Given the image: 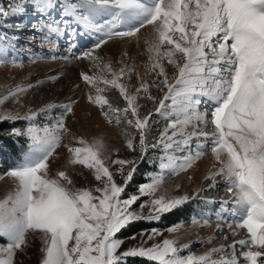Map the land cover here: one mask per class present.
I'll list each match as a JSON object with an SVG mask.
<instances>
[{"label":"snow or ice","instance_id":"obj_1","mask_svg":"<svg viewBox=\"0 0 264 264\" xmlns=\"http://www.w3.org/2000/svg\"><path fill=\"white\" fill-rule=\"evenodd\" d=\"M149 29L142 72L127 62L126 52L115 61L119 67L101 54L117 41L135 40L139 47L142 30ZM25 56L30 63L87 61L90 70L79 73L76 88L83 85L88 104L125 129V150L136 155L110 151L103 136L89 142L74 133L68 126L74 97L23 114L5 106H22L23 95L44 81L0 93V125H10L0 138L17 147L25 141L6 171L15 189L0 200V264H16L30 236L41 241L39 264H264V0H0V65L23 67ZM109 89L118 90L123 107L103 94ZM141 100L152 105L144 114ZM157 116L166 125L152 137ZM19 121L26 126H16ZM62 145L68 164L89 170L95 183L77 187L67 170L52 174L50 162ZM207 152L214 161L207 188L157 195L167 175L186 171ZM142 163L156 170L145 172L144 182L129 192ZM218 182L229 198L206 200L202 193ZM192 200L219 204L214 213L192 215V225L206 227L214 214L224 221L217 231L227 227L235 236L246 229V238L196 254L191 241L180 244L178 237L148 246L164 231L179 233L182 222L124 235L138 223L161 222Z\"/></svg>","mask_w":264,"mask_h":264},{"label":"rangeland","instance_id":"obj_2","mask_svg":"<svg viewBox=\"0 0 264 264\" xmlns=\"http://www.w3.org/2000/svg\"><path fill=\"white\" fill-rule=\"evenodd\" d=\"M31 14V9H29L27 15L31 16ZM34 50L39 51V49ZM60 53H64L63 41L60 42ZM45 55H48V53H45ZM23 65V67H14L10 64L0 65V93L5 92L8 88L14 87L17 84L32 83L36 85L37 81H44V83L36 85L33 89L28 90L27 93L23 95L21 101L22 106H14L11 101H9L5 105L6 107H15L17 111L23 114L28 109L38 108L45 103H61L68 97H74L78 99V104L75 107V117L69 118L68 120V126L74 133L78 136H84L89 142L96 137L103 136L110 151L114 152L116 148H119V154L122 157L129 159L136 155L135 153L125 150L124 137L122 135L125 129L121 126H116L115 123L109 124L97 106L88 104L85 99V89L83 85H81V93H79V95L77 94L78 88H76V85L81 83L79 73L81 71L90 70L87 61L74 60L70 63H65L62 60L53 61L51 59H44L37 61L36 63H30L25 56ZM169 70L171 71V69ZM61 72L63 75L59 80L51 82L47 80V77ZM132 82L136 83L135 76L133 77ZM103 94L109 98L114 106L123 107V100L122 97L119 96L118 90L109 89ZM153 94H156L155 90H153ZM140 103L146 104V108L141 109V114H144L147 108L152 107L150 102L141 100ZM56 111L57 110H53V116L56 115ZM156 120L157 123L152 127V137L157 136L159 131L166 125V122L158 116L156 117ZM38 122L44 124L48 121L41 118ZM18 126L24 127L26 126V122L19 121ZM65 142H68V138H66ZM24 150L25 148L23 147L20 156ZM213 162L211 152H207L186 171L180 172L178 175H167L157 195H180L186 192L191 194L196 189L207 188V185L211 183V181L206 180L205 177L208 171L212 168ZM50 168L52 174L57 170H67L77 187L90 186L95 183L89 170L79 165L72 166L68 164V153L63 145L57 149L55 157L50 162ZM154 170H156L154 165L149 166L143 163L140 164L138 173L134 177V181L128 188V191L134 192L136 186L139 183L144 182H139L141 177L144 178V173ZM6 171L0 174V200L4 199L15 189V181L6 175ZM229 195L230 194L225 190L223 182H218L215 188L202 193V196L205 197L206 200L215 201L228 199ZM134 207L138 210V205H135ZM218 208V203L208 204L200 200H192L188 202L180 210L183 212V215L179 221L165 225L164 222L166 219H162V221L159 222L160 224L154 226L164 230L171 225L182 222L183 226L180 232L169 233L164 231L162 236L156 237L154 241H149L148 246H151L152 243H159L164 238L172 239L178 237L180 244L191 241V251L196 254H202L208 249L219 247L221 244H231L234 240L246 238V229H238L235 236L228 234L229 229L227 227H225L224 232L217 231L216 224L224 223V221L217 220L214 214L211 216L210 224L206 227H198L191 224L190 218L192 215L201 212L214 213ZM145 212H147V209H145ZM229 222H232L231 219H229ZM233 227H235L234 224ZM225 235L228 236L227 240L224 239ZM208 236H213L214 239L210 242L202 243L201 241ZM138 240L139 238H137V241H128L124 247H127L130 243L138 242ZM40 248L41 241L39 237L30 236L29 246L23 252L17 253L16 264H39L41 259ZM239 253L240 249L238 246L237 255H239ZM214 258H218V256L214 255Z\"/></svg>","mask_w":264,"mask_h":264},{"label":"trees","instance_id":"obj_3","mask_svg":"<svg viewBox=\"0 0 264 264\" xmlns=\"http://www.w3.org/2000/svg\"><path fill=\"white\" fill-rule=\"evenodd\" d=\"M16 126H18V122ZM9 128H10V125L8 123H4L3 125H0V132L8 130ZM0 143H3L4 145V149L0 150V174H1L5 172L6 170H8L9 167L14 165V163L20 158L21 150L23 149L25 145V141L21 139L19 142V147L14 145L12 140L10 139L0 138ZM142 181H144L143 177L139 179V182H142ZM182 215H183V212H181L180 210L175 211L172 214H169L165 216V218H163V220L166 219L164 224L169 225L173 222H177L181 219ZM158 224L160 223H156V224L138 223L132 229L125 232L124 235L125 236L130 235L133 230L138 231L140 228H151ZM0 242H3V241H0ZM135 264H149V262L137 259L135 261Z\"/></svg>","mask_w":264,"mask_h":264},{"label":"bare ground","instance_id":"obj_4","mask_svg":"<svg viewBox=\"0 0 264 264\" xmlns=\"http://www.w3.org/2000/svg\"><path fill=\"white\" fill-rule=\"evenodd\" d=\"M150 34V29L146 32L142 30L141 35V42L140 46L137 47L135 40H124V41H117L114 43H109L107 46L103 48L102 55L106 56L107 58H111L114 62V67H119L118 64L115 63V61H118L121 58V53L126 52L128 60L127 62L129 64L135 63L137 67V71L142 72L143 71V61L145 59L143 55L144 51V44L143 40L145 37H148ZM82 87L78 88L77 94L81 93Z\"/></svg>","mask_w":264,"mask_h":264}]
</instances>
